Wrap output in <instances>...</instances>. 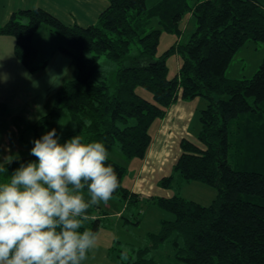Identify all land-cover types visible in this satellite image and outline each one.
Returning a JSON list of instances; mask_svg holds the SVG:
<instances>
[{
	"label": "trees",
	"instance_id": "obj_1",
	"mask_svg": "<svg viewBox=\"0 0 264 264\" xmlns=\"http://www.w3.org/2000/svg\"><path fill=\"white\" fill-rule=\"evenodd\" d=\"M10 18L0 25V35L15 38L14 54L27 70L46 62H40L41 51L33 42L42 24L52 35L65 37L63 49L77 68L51 109L27 127L33 141L56 129L60 143L79 134L85 142L118 147L127 162L144 159L153 141L151 126L174 103L196 97L207 101L199 109L198 140L181 141V154L161 184L176 182L180 188L200 182L216 189L215 198L206 205L178 192L149 197L148 203L170 211L173 219H162L158 232H148L146 246L125 251L114 245L112 258L121 264H162L159 250L167 246L172 264H264V59L253 76L227 74L248 41L264 43L260 0H110L88 26L67 24L41 7L17 10ZM187 18L194 22L190 34ZM163 33L175 35L176 41L160 53ZM174 55L180 66L170 77L168 60ZM101 57L115 69L112 78ZM139 88L149 91L152 100ZM65 110L75 130L61 135ZM34 160L25 156L2 164L0 179ZM108 163L120 184L112 198L125 210L139 206L141 194L124 185L128 166L110 156ZM87 214L84 226L96 234L109 226L110 213L102 207L93 206Z\"/></svg>",
	"mask_w": 264,
	"mask_h": 264
},
{
	"label": "clouds",
	"instance_id": "obj_2",
	"mask_svg": "<svg viewBox=\"0 0 264 264\" xmlns=\"http://www.w3.org/2000/svg\"><path fill=\"white\" fill-rule=\"evenodd\" d=\"M33 143L36 161L0 182V264H84L98 241L88 210L120 186L109 150L79 134L60 143L56 129Z\"/></svg>",
	"mask_w": 264,
	"mask_h": 264
},
{
	"label": "rangeland",
	"instance_id": "obj_3",
	"mask_svg": "<svg viewBox=\"0 0 264 264\" xmlns=\"http://www.w3.org/2000/svg\"><path fill=\"white\" fill-rule=\"evenodd\" d=\"M155 1L156 0H148L150 4ZM260 1L264 4V0ZM188 19L190 18H187L185 23L186 28H188L187 32L190 34V29L192 25L194 27V22L192 20L193 24L191 25L190 22H187ZM193 27L191 30H193ZM41 31L44 32L42 38L43 44H40V42L38 43V41H36V44H39V46L43 45V47L46 45L44 54L48 53V55H46V57L45 55L42 56L43 54L41 55L40 62H46L40 69L33 72L27 70L16 58L14 55L15 52L13 51H11L12 55H10V59L0 60V111L3 106H6L3 112L4 115L7 116L6 123L0 126V162L3 163L25 156H32L30 150L32 148L34 135L27 127L35 123L38 118L45 115L51 109L53 101L64 83L75 78L77 73L73 55L64 49L61 50L62 47L57 48L63 36L56 34L55 37L52 38L47 24H42L40 26L39 32ZM164 36L167 37L168 35L164 34ZM169 46L170 45H167L164 39L159 47V52H164ZM64 47H66V44ZM263 59L264 43L256 44L253 41H248L232 60L227 74L232 78L245 75L248 77L253 76ZM178 61H180L178 55H174L168 60L170 77L176 74ZM101 62L104 66L105 74L109 78H112L115 74V69H111L110 63L106 61L104 57H101ZM139 94L142 96L145 94L146 97L152 100V96H150L152 94L143 88H140ZM201 99L202 101L205 100L204 98ZM200 127L201 123L195 121L191 129L192 136L189 138L198 140L197 135ZM74 130L75 124L70 119L69 113L65 110L61 116L59 134L66 135ZM43 134H45V132H43ZM105 146L108 148L111 158L122 164L128 165V162L125 160L118 147L106 144ZM180 154L181 151H179L178 157ZM35 161L36 160L33 162ZM173 166L166 176L172 173ZM127 175L124 179L125 184L131 186L134 179L130 173ZM153 176L154 174H151L152 178ZM164 177L165 175L160 177L159 174L154 176L153 185L156 183V188L149 187L150 189H141L142 191H139L143 198L139 206L132 205L123 211V218L117 217L115 221L114 219L108 221L109 229L115 230L114 245H116L117 248L125 251H132L134 248L146 246L147 233L158 232L162 219H173L174 216L170 211L148 203L149 197L158 195L172 196L178 192L181 196L208 205L217 194L215 188L195 181L186 182L180 188H177L176 182L172 186H163L161 180ZM111 200L118 201L114 198ZM108 203L114 205L110 201ZM102 205L105 207V204ZM106 209L108 210V208ZM111 210L114 212L116 209L111 207ZM126 218L136 222L139 221L138 223H131L125 221ZM170 251L171 249L167 246L159 250V254L163 256L162 264H172L168 262L166 257ZM117 254H119V251L114 250L113 256H117ZM94 257L99 256L94 255ZM88 264L94 263L90 260Z\"/></svg>",
	"mask_w": 264,
	"mask_h": 264
},
{
	"label": "crops",
	"instance_id": "obj_4",
	"mask_svg": "<svg viewBox=\"0 0 264 264\" xmlns=\"http://www.w3.org/2000/svg\"><path fill=\"white\" fill-rule=\"evenodd\" d=\"M109 3L110 0H0V25L11 19L12 13L17 10L41 7L53 13L67 24L77 22L81 26H88L97 21L100 13ZM43 33L42 31H38L33 42L41 51V55L43 54L42 56L45 55L46 57V55H48V53L44 54L46 45L43 47V45L39 46V44H36V41L43 44ZM164 34L167 33L162 34L161 42L165 39L167 45L171 46L176 41V36H169L171 34H167L168 36L165 37ZM51 37L54 38L55 35L51 34ZM60 40V45L57 48L62 47V50L66 44V40L64 36ZM15 42L13 36L0 35V60L10 59V55H12L11 51L14 52ZM179 66L180 61H178L177 64V71ZM139 90L140 88L137 89L138 92ZM143 97L151 99L146 97L145 94ZM206 104L207 102L205 100L202 101L201 97H196L189 101L180 99L168 109L163 118L157 119L150 129V133L153 137L151 147L144 159L135 158L128 162V172L131 174L134 181H132L131 186H127L124 180V185L138 192H141V189H150L149 187L156 188V183L154 184L155 186L153 185L154 176L159 174L160 177H162L169 173L171 167L174 165L175 161H177L176 159L179 151H181V141L184 138L192 136L191 129L193 123L195 121L200 122L199 109L206 106ZM5 107L6 106H3L0 111V126L6 123L7 116H5L3 112ZM2 163L3 162H0V168ZM128 172L127 174H129ZM151 174H154L153 178ZM0 182H3V179H0ZM110 202L114 205L107 203L105 207L108 208V210L102 204L98 206L108 211L110 213L109 219H114L115 221L117 217H121L125 210V206L119 201L110 200ZM111 207L116 210L112 212ZM109 228L110 227H104L99 230L97 233V245L89 252L88 258L84 264H88L90 260L94 264H120V262L109 255L110 249L115 243V230ZM94 255L99 257H94Z\"/></svg>",
	"mask_w": 264,
	"mask_h": 264
}]
</instances>
